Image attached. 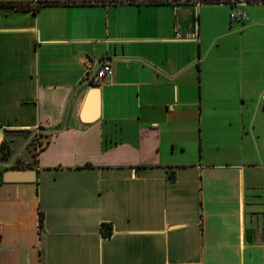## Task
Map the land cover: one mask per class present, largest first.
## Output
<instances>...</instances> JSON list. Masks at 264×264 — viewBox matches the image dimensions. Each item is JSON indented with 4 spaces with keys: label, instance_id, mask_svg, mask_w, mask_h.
<instances>
[{
    "label": "crops",
    "instance_id": "0c3cea01",
    "mask_svg": "<svg viewBox=\"0 0 264 264\" xmlns=\"http://www.w3.org/2000/svg\"><path fill=\"white\" fill-rule=\"evenodd\" d=\"M0 138V264H264V0L0 5Z\"/></svg>",
    "mask_w": 264,
    "mask_h": 264
},
{
    "label": "trees",
    "instance_id": "16d2710c",
    "mask_svg": "<svg viewBox=\"0 0 264 264\" xmlns=\"http://www.w3.org/2000/svg\"><path fill=\"white\" fill-rule=\"evenodd\" d=\"M52 2H55V0H38V2L36 4L32 5L29 1L8 0V1H0V5H10V6H14L15 8H32L33 10L36 11L42 5L52 3ZM1 174H2V170L0 171V180H2ZM39 223H40V225H42V223H43L42 212H40ZM101 228H102V231L104 233H108L109 228H108L107 224L102 223Z\"/></svg>",
    "mask_w": 264,
    "mask_h": 264
},
{
    "label": "built area",
    "instance_id": "2783aa9c",
    "mask_svg": "<svg viewBox=\"0 0 264 264\" xmlns=\"http://www.w3.org/2000/svg\"><path fill=\"white\" fill-rule=\"evenodd\" d=\"M230 18L232 19H239L241 17L240 12L230 11ZM175 34L179 35V32L176 31ZM110 73V65L108 62H101L99 63L94 69L88 74V78L91 84H97L98 82L105 79V77ZM1 143V138H0Z\"/></svg>",
    "mask_w": 264,
    "mask_h": 264
},
{
    "label": "water",
    "instance_id": "95a60500",
    "mask_svg": "<svg viewBox=\"0 0 264 264\" xmlns=\"http://www.w3.org/2000/svg\"><path fill=\"white\" fill-rule=\"evenodd\" d=\"M3 181H23L35 178V170L32 168H9L2 172Z\"/></svg>",
    "mask_w": 264,
    "mask_h": 264
},
{
    "label": "rangeland",
    "instance_id": "374dc122",
    "mask_svg": "<svg viewBox=\"0 0 264 264\" xmlns=\"http://www.w3.org/2000/svg\"><path fill=\"white\" fill-rule=\"evenodd\" d=\"M43 142L42 141H39V135H38V131H35L33 133V135L31 136V139L30 141L28 142L27 146L29 147V149H31V153H32V162H34L35 160V155H36V152H37V149L40 147L39 145H41ZM4 154H2L1 156H3ZM19 162H21V160H19ZM9 166L6 165V166H3L0 168V171L2 168H5Z\"/></svg>",
    "mask_w": 264,
    "mask_h": 264
}]
</instances>
